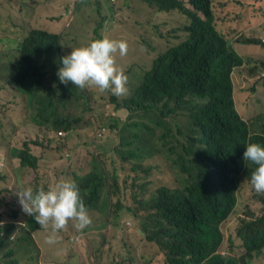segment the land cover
<instances>
[{
  "label": "trees",
  "instance_id": "obj_1",
  "mask_svg": "<svg viewBox=\"0 0 264 264\" xmlns=\"http://www.w3.org/2000/svg\"><path fill=\"white\" fill-rule=\"evenodd\" d=\"M92 1L104 6L108 0ZM138 1L156 14L178 13L186 23L173 29L174 35L183 34L173 36L179 42H169L145 74L135 75L137 83L131 82L132 70L121 65L134 45L123 38L127 53L115 56L127 76L125 94L60 83V57L77 46L82 33L74 29L64 37L48 26L33 25L0 40L8 45L6 53L0 52V91L11 88L22 96L28 117L44 129V141L54 143L51 129L61 133L58 139L73 132L76 148L85 149L90 158L86 174L75 176L88 210L134 221L143 238L128 247L129 260L117 264H253V257L264 250V208L241 218L236 234L226 237L223 227L234 215L240 185L252 170L243 161L245 143H264V136L254 134L252 124L241 117L245 101H235L233 89L236 74L264 66L250 50H264V0L238 2L237 8L229 2L216 5L218 0ZM108 10L114 13L115 7ZM105 23V18L97 22L90 41L103 36ZM254 25L259 32L249 33ZM263 121L264 115L255 120ZM109 130L116 133L106 140L111 147L101 143ZM7 137L0 132V138ZM69 142L65 138L63 145ZM11 156L21 159L22 167L38 166L26 144L11 149ZM126 167L135 173L132 182ZM2 191L0 206H5ZM259 202L264 206V196ZM5 216L15 218L16 213L0 212V264H21L19 254L29 238L23 229L5 223ZM125 225L132 228L130 222ZM149 244L161 253L156 261L146 255ZM31 261L40 264L39 259Z\"/></svg>",
  "mask_w": 264,
  "mask_h": 264
},
{
  "label": "rangeland",
  "instance_id": "obj_2",
  "mask_svg": "<svg viewBox=\"0 0 264 264\" xmlns=\"http://www.w3.org/2000/svg\"><path fill=\"white\" fill-rule=\"evenodd\" d=\"M0 0V40H7L16 36L20 28L28 29L30 25L39 27H50L55 33L63 34L64 37L73 33L77 29L81 34V39L77 46L86 45L95 34L94 28L102 18L106 19V29L103 35L112 36V39L123 40L126 38L134 43L131 54L123 60L121 65L125 69H131V82L137 83L136 74H145L154 59L164 52L169 42H179L173 36H182L179 33L174 35L173 29L184 26L186 18L178 13L156 14L151 8L138 0H108L106 5L98 4L92 0ZM127 2V5L125 4ZM187 2V0H185ZM246 0H218L216 5L229 2L230 7L237 8L238 2ZM220 2V3H219ZM114 6L115 12L110 13L109 7ZM244 6V5H243ZM100 10V14L98 13ZM264 11V7H261ZM259 32V26L254 25L249 28V33ZM238 44H235V47ZM8 45H0V52L6 53ZM250 50L264 60V50L259 46H251ZM253 79L247 85L241 83L247 73L236 74L234 82H240L241 94L252 95L245 97V105L239 109L241 117L253 125L256 134L264 132V121L255 122L257 118L264 115V77H262L263 66L251 68L248 71ZM138 85V84H134ZM254 88V91H251ZM260 88V92L256 91ZM131 89V85L128 90ZM22 96L14 89L0 91V132L10 137V147L0 151V188L4 191L1 196L9 194L13 197L23 187L31 186L50 187L54 179L48 177L53 173L57 179L72 178L76 174L83 176L86 174V166L90 158L85 149L76 148V138L73 132L64 133L62 139H58L51 129V139L54 143L44 141V129L32 122L28 117V111L21 104ZM115 117L126 120V115L122 112L116 113ZM84 123H80L83 128ZM96 130V129H95ZM253 131V127L251 128ZM91 135V131L89 133ZM263 135V134H262ZM116 137V133L109 130L102 139V144L113 146L110 140ZM65 138L69 143L63 145ZM74 142V143H73ZM24 143L31 144L29 155L39 160L36 170L22 168V160L11 156V149H23ZM69 152L71 157L67 160L63 154ZM99 152L95 153L98 156ZM109 156H115L111 153ZM117 157V156H116ZM85 158V159H84ZM84 159V160H83ZM44 161L49 162L45 169ZM117 164L124 168L121 159L117 157ZM126 176L132 182L135 173H130L126 167ZM19 172L20 175H16ZM4 178V180L2 179ZM142 180L139 179L138 183ZM18 198V195H16ZM264 196V192H256L248 181H243L240 185L239 201L234 215L224 225L223 233L226 237L236 234L240 224V219L246 214L258 212L264 208L259 202V198ZM19 199V198H18ZM112 204V200H111ZM22 206L20 205V207ZM94 214H89L92 223L83 229L75 226L77 223L70 220L64 229L60 230L58 240L54 244L44 243L41 246V235L36 233L31 240L24 241L23 251L19 258L28 260L30 264L32 258L40 260V264H117L121 260H129L128 247L138 243L139 238H143L134 223L127 215L119 221L111 217L102 215L97 209H93ZM1 212L12 213L13 209H0ZM98 211V212H97ZM123 214V213H122ZM30 215L25 213V217ZM109 221L113 222L109 225ZM130 222L132 228L125 224ZM45 228V227H43ZM46 236L50 234V225L46 228ZM71 239H79L78 243H72ZM155 246V245H154ZM155 246L150 255L155 257L160 255ZM122 249V250H121ZM147 252V248H146ZM137 254V253H136ZM21 255V256H20ZM138 255V254H137ZM139 256H143L139 254ZM145 257V256H143ZM253 264H264V250L260 255L253 257Z\"/></svg>",
  "mask_w": 264,
  "mask_h": 264
},
{
  "label": "clouds",
  "instance_id": "obj_3",
  "mask_svg": "<svg viewBox=\"0 0 264 264\" xmlns=\"http://www.w3.org/2000/svg\"><path fill=\"white\" fill-rule=\"evenodd\" d=\"M117 52L120 56L126 55V41L111 39L107 35L93 39L86 45L70 47V51L60 57V64L56 73L59 82L65 85L71 82L73 86L81 89L96 86L101 92L110 91L111 94L116 96L125 94L127 92V76L124 70L116 64L115 54ZM262 77H264V66ZM252 79L253 76L247 74L241 83L247 85ZM53 86L55 87V83ZM233 89L235 101H243L246 96L250 97L248 94L240 93L242 89L240 82H235ZM252 132L256 134L254 127ZM8 144L10 145V137L0 138V151L8 148ZM24 144L31 147V144L35 143ZM70 157L69 152L63 154L65 160ZM243 161L246 166H252L248 182L256 192H264V143H245ZM44 163L43 168L45 169L49 162L44 161ZM22 168L36 170L32 167ZM2 171V168H0V172ZM16 175L19 176L20 173L17 172ZM48 179L55 180L50 187L34 189L27 186L20 189L18 193H14L13 197L9 194L1 196L5 206H0V209H13L10 214L16 213L15 218L5 216L4 222H11L19 229H23L29 241L34 234L40 233L41 246L44 243H56L60 230L64 229L70 220L77 222L75 224L77 228H85L92 223L89 214H94L93 209L88 210L86 207L76 178H62L59 180L51 173ZM20 205L22 208H18ZM25 213L30 216L25 217ZM32 225L35 230H32ZM49 225L50 234L46 236V228ZM71 242L78 243L79 239H71Z\"/></svg>",
  "mask_w": 264,
  "mask_h": 264
},
{
  "label": "crops",
  "instance_id": "obj_4",
  "mask_svg": "<svg viewBox=\"0 0 264 264\" xmlns=\"http://www.w3.org/2000/svg\"><path fill=\"white\" fill-rule=\"evenodd\" d=\"M255 126H256V125H253V127H255ZM50 180H52V179H50ZM146 248H147L146 255L149 256L150 253H151V251L154 250L155 246L152 245V244H149V246L146 247ZM156 249H157V248H156ZM121 250H122V249H121ZM157 256H158V255H156L155 257H150V258H149L150 261H156ZM154 264H155V263H154Z\"/></svg>",
  "mask_w": 264,
  "mask_h": 264
},
{
  "label": "built area",
  "instance_id": "obj_5",
  "mask_svg": "<svg viewBox=\"0 0 264 264\" xmlns=\"http://www.w3.org/2000/svg\"><path fill=\"white\" fill-rule=\"evenodd\" d=\"M59 135H61V133H60ZM62 135H63V134H62Z\"/></svg>",
  "mask_w": 264,
  "mask_h": 264
}]
</instances>
